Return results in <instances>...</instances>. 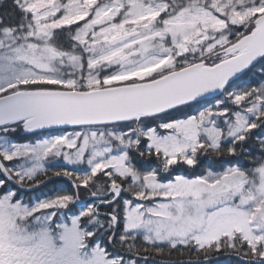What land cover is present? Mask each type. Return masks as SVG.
I'll list each match as a JSON object with an SVG mask.
<instances>
[{"label": "snow or ice", "instance_id": "1", "mask_svg": "<svg viewBox=\"0 0 264 264\" xmlns=\"http://www.w3.org/2000/svg\"><path fill=\"white\" fill-rule=\"evenodd\" d=\"M221 257L264 264V0H11L0 264Z\"/></svg>", "mask_w": 264, "mask_h": 264}, {"label": "trees", "instance_id": "2", "mask_svg": "<svg viewBox=\"0 0 264 264\" xmlns=\"http://www.w3.org/2000/svg\"><path fill=\"white\" fill-rule=\"evenodd\" d=\"M11 7V0H4V3L2 6H0V12H3L7 9H9ZM17 138L20 141H27V140H32L33 138L30 137H26L24 135V133H18L17 134ZM229 258L226 257H221V264H227ZM233 264H235V262L233 261Z\"/></svg>", "mask_w": 264, "mask_h": 264}, {"label": "flooded vegetation", "instance_id": "3", "mask_svg": "<svg viewBox=\"0 0 264 264\" xmlns=\"http://www.w3.org/2000/svg\"><path fill=\"white\" fill-rule=\"evenodd\" d=\"M31 137L33 138L32 140L38 138V137H33V136H31ZM27 141H31V140H27ZM59 183L65 190H68L70 188V185H69L67 180H61V181H59ZM82 195L86 196L87 194L86 193H82Z\"/></svg>", "mask_w": 264, "mask_h": 264}, {"label": "water", "instance_id": "4", "mask_svg": "<svg viewBox=\"0 0 264 264\" xmlns=\"http://www.w3.org/2000/svg\"><path fill=\"white\" fill-rule=\"evenodd\" d=\"M24 135H25V136H31L30 134H25V133H24Z\"/></svg>", "mask_w": 264, "mask_h": 264}]
</instances>
